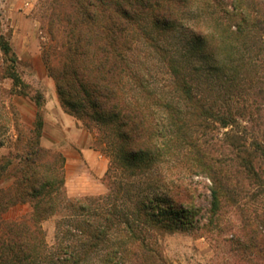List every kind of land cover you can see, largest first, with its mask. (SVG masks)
Instances as JSON below:
<instances>
[{
  "label": "rangeland",
  "instance_id": "1",
  "mask_svg": "<svg viewBox=\"0 0 264 264\" xmlns=\"http://www.w3.org/2000/svg\"><path fill=\"white\" fill-rule=\"evenodd\" d=\"M230 1L189 0L176 9L171 31L159 32L143 17L141 25L164 50H154L152 41L142 38L132 56V67L182 112L179 125L187 128V136L203 158L227 180L228 193L219 196L213 205L211 182L203 174L186 175V189L181 197L187 216L176 220L181 224L172 230L164 228L153 233L167 264H264V25H260L263 30L250 26L238 32L234 19L228 15L232 9ZM242 2L248 10L259 6L264 11V0ZM46 18L41 0H0V32L9 38L17 58L15 69L25 85L13 87L6 76L9 63L0 52V164L11 161L0 171V228L14 220H27L31 212L29 198L8 204L4 194L13 187L14 171L21 164L17 159L22 155L21 148L35 133L37 120L43 123L48 113L46 95L52 85L55 87L42 60L47 42L42 25ZM199 45H203L200 50ZM169 65L185 78L200 103L227 116L232 123L221 125L210 118H196L194 104L175 86ZM36 95L40 96L39 107L32 100ZM75 119L89 147L101 157L92 164L84 161L88 169L82 172L81 163L66 160V149L42 146L38 137L39 145L46 150L43 161L53 176L60 205L34 224L40 245L30 264H59L54 254L56 247L84 239L81 230L85 231L87 222L97 218L61 205V199L102 200L108 193L105 173L111 159L96 144V132ZM163 124L158 127L162 135L168 129L167 122ZM47 131L48 138L64 144L51 126H47ZM160 135L158 142L164 141ZM167 143L168 151L162 159L135 176L125 172L123 179L128 180V185L119 194L117 205L131 211L140 193L191 163L193 151L172 127ZM98 163H103L104 170L96 180L92 175L96 176ZM96 187L100 189L98 193ZM77 252L83 264H93L105 251L79 247ZM124 263L142 264V259L131 250L125 254Z\"/></svg>",
  "mask_w": 264,
  "mask_h": 264
},
{
  "label": "trees",
  "instance_id": "2",
  "mask_svg": "<svg viewBox=\"0 0 264 264\" xmlns=\"http://www.w3.org/2000/svg\"><path fill=\"white\" fill-rule=\"evenodd\" d=\"M188 1L41 0V8L47 13L42 25L47 36L42 60L54 80L60 104L86 129L96 132V144L111 159L105 173L109 189L102 200L63 198L59 201L80 214L97 217L87 222L85 231L81 230L84 239L56 247L54 254L59 264H83L77 252L79 247L86 250L99 247L105 251L93 264H125V254L131 250L134 255H140L142 264H167L153 240V233L164 228L172 230L176 224H181L176 220L187 216L181 197L186 189V175L203 174L211 182L213 205L219 196L228 193L225 176L203 158L187 136V128L179 125L182 112L151 88L149 81L132 67V56L138 50L140 39L152 41L151 46L158 52L164 50L141 25L143 17L150 20L157 31H171L175 27L176 9ZM230 2L232 9L228 15L234 19L238 32L250 26L263 30L260 25H264V11L259 6L248 10L242 0ZM196 37L201 39L199 34ZM202 46L199 45L198 50ZM0 52L9 63L6 76L12 80L13 87L25 86L15 69L17 58L9 38L1 32ZM169 66L174 73L175 86L194 104L196 118H210L221 125L231 122L227 116L214 113L210 106L200 103L185 78L173 65ZM17 92L26 95L24 91ZM32 100L39 107L40 96ZM165 121L167 134L162 135L158 127L164 126ZM35 125V133L26 139L22 155L17 158L21 164L14 171L13 187L4 194L8 204L29 198L31 212L27 220H14L0 228V264H30L40 245L33 231L34 224L60 205L53 188V176L43 161L46 150L39 145L43 123L38 119ZM171 127L193 151L191 163L140 193L131 211L117 205L119 194L128 185V180L123 179L125 172L135 176L162 159L168 151ZM159 135L164 141H157ZM10 163L7 159L0 164V171Z\"/></svg>",
  "mask_w": 264,
  "mask_h": 264
},
{
  "label": "crops",
  "instance_id": "3",
  "mask_svg": "<svg viewBox=\"0 0 264 264\" xmlns=\"http://www.w3.org/2000/svg\"><path fill=\"white\" fill-rule=\"evenodd\" d=\"M46 107L48 109V113L43 119L40 136L41 145L47 148L57 146L66 149V160L70 163H81L80 170H82V172L85 171L84 169H88L86 168L84 161L91 164L99 162L101 155L89 147V143L83 129L78 127L76 119L63 109L54 85H52V88L49 89L48 95H46ZM47 126H51V129L54 132L53 134L57 133L62 137L64 142L63 145H59V143H56L52 139L48 138ZM97 170L96 176L92 175V177L96 180L103 173V163H98ZM96 191L97 193L100 191L99 187H96Z\"/></svg>",
  "mask_w": 264,
  "mask_h": 264
}]
</instances>
